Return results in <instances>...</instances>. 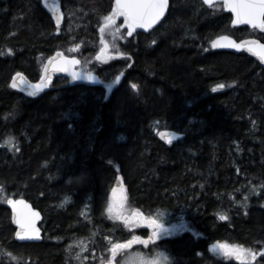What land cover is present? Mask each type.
Returning <instances> with one entry per match:
<instances>
[{"label":"trees","instance_id":"trees-1","mask_svg":"<svg viewBox=\"0 0 264 264\" xmlns=\"http://www.w3.org/2000/svg\"><path fill=\"white\" fill-rule=\"evenodd\" d=\"M59 2L65 20L55 26L40 0H0V264H102L113 244L130 240L135 218L149 228V219L186 226L148 245V255L164 253L169 264H237L209 247L264 244V69L211 43L221 36L264 43V33L233 27L222 7L169 0L156 29L128 36L120 28L116 58L85 68L101 86L55 77L30 99L10 87L12 76L36 81L57 51L81 67L115 7ZM160 130L184 137L167 147ZM8 198L40 211L42 242H15ZM135 234L148 238L145 228Z\"/></svg>","mask_w":264,"mask_h":264},{"label":"snow or ice","instance_id":"snow-or-ice-1","mask_svg":"<svg viewBox=\"0 0 264 264\" xmlns=\"http://www.w3.org/2000/svg\"><path fill=\"white\" fill-rule=\"evenodd\" d=\"M205 4L213 5L214 0H204ZM168 6V0H115V7L113 13L106 18L107 24H113L115 16H123L124 21L128 26L129 34H131L132 30L136 28H150L153 24H155L165 12V9ZM223 6H226L231 9L233 13H235V18L232 20L233 24H241L247 23L251 24L254 27H260L264 29V0H223ZM107 25H105L106 27ZM104 30V27L101 28V31ZM218 40H230L228 36L218 37L217 40H213L212 47L216 48L222 45L218 44ZM228 47H240L235 44V42H230ZM260 48L264 49V45H259ZM103 51V50H102ZM99 59V57H97ZM264 59V56L261 57ZM79 63L75 58H65V64L58 66V71H67V65H74ZM76 73H72V79H76ZM91 74H89V79H91ZM119 79V77H117ZM13 87H16V84L13 83ZM32 88L35 91L30 93L31 96H35L38 91H40L45 85L43 83L32 85ZM217 88H223L224 85L218 84ZM132 88H137L136 84L132 85ZM216 89H213L215 91ZM163 136V134H161ZM171 142V140H169ZM82 177H68V183H72L73 179L79 181ZM115 191V190H113ZM16 213L15 222L19 226V230L16 232V235L21 239L24 238H38L39 237V229L36 226V221L39 218V213L32 211L28 205L23 200L19 201H8ZM21 206L18 210L17 206ZM109 212L116 211L117 217L121 218L122 213L117 205H110ZM221 219H225L226 217L221 216ZM126 219V218H125ZM149 226L153 228H158L155 220L149 219ZM157 234L154 232L153 236L149 237V240H142L138 236H133L131 241H127L124 244H113L111 252H112V260H115L116 254L123 248L129 247L132 243H144L147 244L150 240L153 239ZM220 247L222 249H228L229 246L225 244H221ZM235 251V249H233ZM236 255L239 256L240 253L236 251ZM158 257L167 259L163 253H158ZM253 258H255V254H253ZM112 260L109 261V264H112ZM117 264L119 262L117 261ZM152 264H157L156 261H153Z\"/></svg>","mask_w":264,"mask_h":264},{"label":"water","instance_id":"water-1","mask_svg":"<svg viewBox=\"0 0 264 264\" xmlns=\"http://www.w3.org/2000/svg\"><path fill=\"white\" fill-rule=\"evenodd\" d=\"M113 1H114V6H115V0H113ZM202 2L204 3V0H202ZM40 4H41V7L46 11L47 15L50 17V19L52 20L54 25L60 26L62 23V17H61V9H60V6L58 4V1L57 0H40ZM217 4H221L223 6V0H214L213 5H208V4H205V5L211 7V6H214ZM168 7H169V0H168V6L165 9L164 15L155 24H153L150 28H139L138 27V28L132 30L131 34H129L128 26L125 23L123 16H116L114 18V23L120 22L122 27L125 29L128 36H134L137 33L148 34L151 31H153L154 29H156L159 26V24L161 23V21L165 18L166 14L168 12ZM223 9L226 13H228L231 16V24L233 27H235V28H244L245 27V28H249L252 30H256L259 33H264V29H262L260 27H254L251 24H247V23L233 24L232 20L235 18V13H233L231 11V9L226 7V6H223ZM230 42H235V44L239 45L240 47L237 48V47L226 46ZM218 44L222 45V46L216 47L217 49L222 50V51H227V52H230L233 54L244 53L245 55L252 58L255 62H257L261 66V68L264 69V59L261 58L262 56H264V49L259 47V45H264V43H262L258 39L246 38V39H242V40H235V39L230 37V40H228V41L218 40ZM65 58L71 59V58H75V57H67L61 51H57L45 60L44 64L42 65V68H41L40 76L36 81H30L23 73H16L12 76V78L10 80V83H9L10 87L21 92V93H23L28 98L34 99L40 95L45 94L48 91L49 85L51 84V82L53 81V79L55 77H63L66 80H68V82L71 85H82V86H86V87H99L102 85V81L100 80V78L96 74H94V73L84 74L78 70V67L80 65V61L77 58H75V59L79 63L74 64V65H67V69H68L67 71H63V72L58 71L57 70L58 66L65 64ZM73 72L76 73L77 78L75 80L72 79V73ZM89 74H91V77H92L91 79H89ZM13 83L16 84V87L12 86ZM40 83H43L45 85V87H43L40 91H38L35 96H31L30 93L32 91H35V89L32 88L31 86L36 85V84H40ZM161 134H163V136ZM183 137H184V135L182 133H180L178 131H174V130H160L157 133V138L167 147H171L172 145L176 144L178 141L182 140ZM169 140H171V142H169ZM9 200H12V201L23 200V201H25V203L28 205V207L32 211L39 213V218L36 221V226L39 229V237L38 238L34 237V238H30V239L29 238L21 239L20 237H18L16 235V232L19 230V226L15 222L16 213H14L12 205L8 202ZM5 206L10 212V221H11L12 226L15 229V231H14L15 242H17V243H40V242H42L43 232H42L40 225L42 223L43 217H42V214L40 213V211L35 209L30 202H28L27 200H25L23 198H17V199L8 198L5 201ZM20 208H21V206L18 205L17 209L19 210Z\"/></svg>","mask_w":264,"mask_h":264},{"label":"rangeland","instance_id":"rangeland-1","mask_svg":"<svg viewBox=\"0 0 264 264\" xmlns=\"http://www.w3.org/2000/svg\"><path fill=\"white\" fill-rule=\"evenodd\" d=\"M57 1L61 9L62 21H64L65 20L64 11L61 8L60 2H59L60 0H57ZM112 13H113V10L103 17L102 23L100 25L101 27H99V30H98L99 35L102 37V40L105 43V45H103V43L100 42V44L98 45L96 49L95 54L92 55L90 59L84 58V60H82L83 64L81 67L78 68V70L81 73H84V74L90 73V72H87L85 68L87 69V66H89L91 63L95 62L97 63V65L106 64L111 59L113 58L115 59L116 56L118 55L117 54V44L118 42L123 41L122 40L123 35L121 36L120 34L121 32H119L122 26L117 27L115 25L107 24L106 18H108ZM114 18L115 17H113V19ZM105 25L107 26L105 27ZM102 27H104L103 31H101ZM254 34L255 32L252 33V35ZM77 49H78L77 47H71L69 48V51L76 52L78 51ZM87 49L88 48H86V50ZM80 51L81 50H79L78 52ZM97 57H99V59ZM123 213H124V210H123ZM124 214L128 215L129 217L132 216V214H129V213H124ZM142 228L143 229L145 228L146 233L148 235V238L146 239L135 234L137 230H140ZM127 229L131 233H133L130 240H128V241H131L133 236H138L142 240H149V237L153 236L154 232L157 234L155 237H153L156 240V239H159L160 237L171 236L178 232H182L183 230L187 228L185 225H182V224L172 229L163 228L161 226H159L158 228H153V227L149 228L148 226H146V221H142L140 218H135L128 222ZM150 241L147 244L139 243V242L132 243L129 247L123 248L120 251H118L116 254L115 260H112V252H110V258L102 264H109L110 260H112V264H117V261L119 262V264H152L153 261H156L157 264H169L170 260L164 253L163 254L167 259L158 257L157 256L158 253H156L155 255L147 254L146 250L148 248V245L150 244ZM221 244L228 245L229 248L222 249L220 247ZM139 246L143 247L145 250L143 249L139 251L134 250V248L139 247ZM233 249H235V251H233ZM208 251L213 256H215L217 259L222 260L224 262H231V263L234 262L237 264H253V263L260 261V259L264 257V244L259 245L256 248L252 249V248H246L240 245L228 244L225 242H216L209 247ZM236 251L240 253L239 256L236 255ZM253 254H255V258H253ZM99 261L100 259L96 261L94 260L95 262L94 264H99Z\"/></svg>","mask_w":264,"mask_h":264},{"label":"flooded vegetation","instance_id":"flooded-vegetation-1","mask_svg":"<svg viewBox=\"0 0 264 264\" xmlns=\"http://www.w3.org/2000/svg\"><path fill=\"white\" fill-rule=\"evenodd\" d=\"M202 1V0H201ZM207 6V5H206ZM214 6H217V7H222L223 6L221 4H217V5H214ZM209 7V6H208ZM212 7V6H211ZM116 17V16H115ZM117 24H121L120 22H117V23H113V24H110V25H117ZM232 25V24H231ZM109 26V25H108ZM252 30V29H251ZM256 31V30H255ZM257 32V31H256ZM259 33V32H258ZM101 42L103 43V45H105V43L103 42V40H101Z\"/></svg>","mask_w":264,"mask_h":264}]
</instances>
